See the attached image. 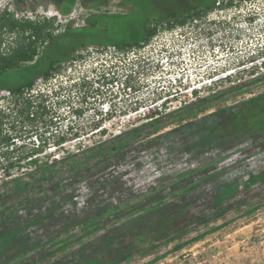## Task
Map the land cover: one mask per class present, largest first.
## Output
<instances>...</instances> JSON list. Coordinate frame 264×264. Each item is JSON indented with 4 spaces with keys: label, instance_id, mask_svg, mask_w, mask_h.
<instances>
[{
    "label": "rangeland",
    "instance_id": "374dc122",
    "mask_svg": "<svg viewBox=\"0 0 264 264\" xmlns=\"http://www.w3.org/2000/svg\"><path fill=\"white\" fill-rule=\"evenodd\" d=\"M206 1L0 0V13L51 19L59 32L86 26L93 15L129 13L109 30L120 39L144 17ZM3 40L0 49L13 45L10 34ZM111 55L90 48L51 78L37 79L32 94L48 112L39 114L45 124L22 125L27 113L3 121L24 138L17 145L46 146L39 156L51 168L0 173V238L29 242L23 257L6 252L0 264H51L104 232L84 235L87 218L118 225L145 210L175 207L184 196L201 203L202 216L125 264H264V185L248 184L264 169V136L250 103L263 97L264 113V0L240 2L197 27L160 31L129 55ZM70 126L79 137L67 133L55 146ZM219 127L222 138L213 143ZM230 186L236 194L221 196ZM215 193L222 203L213 209L204 198ZM135 202L142 210L122 215Z\"/></svg>",
    "mask_w": 264,
    "mask_h": 264
},
{
    "label": "trees",
    "instance_id": "16d2710c",
    "mask_svg": "<svg viewBox=\"0 0 264 264\" xmlns=\"http://www.w3.org/2000/svg\"><path fill=\"white\" fill-rule=\"evenodd\" d=\"M97 1L103 2V0ZM245 1L251 0H208L202 3L185 4L171 16L157 19L153 16L144 17L136 29L131 27V30L120 39L110 35L109 30L113 31L112 26L116 24V20L129 16V13L93 15L88 18L86 26L72 29L67 25V29L59 32L57 24L51 19L33 21L16 18L12 12H1L0 44L4 41L3 35L10 34L13 37V45L0 49V92H9L8 96L0 98V101L9 99L6 106H0V173H3L6 178H11L13 172L21 174L25 172L24 170L30 169L42 172L50 167V162L42 161L39 156L46 146L40 143L32 148L23 144L17 145L16 142L24 138L11 134L14 127L7 128L3 122L9 116L17 119L27 113L24 117L25 121L21 120L22 125L23 122L45 124L43 119L39 121V114L48 112L41 103H36L37 96L34 97L32 94L37 79L51 78L58 73L65 62L81 58V53L88 51L89 48H97L99 52L112 48L113 53L110 59L121 58L123 55L140 50L160 31H169L188 25L197 27L212 12L230 9ZM69 3H73V0H69ZM262 99L263 97L260 98L258 105ZM250 103H255L257 106L251 114L256 119L254 127L259 135L264 136V113L258 109L256 99ZM30 109L34 110V115L30 113ZM232 129H224V133L234 132ZM215 131L211 135L213 143L221 139L223 133L222 127L216 128ZM67 133H72V139L79 137V133L73 132L70 126L66 133L57 136L53 144L57 147L63 145L68 140ZM67 157L71 158L72 154L68 153ZM55 162L53 160L51 164ZM188 181L191 183L194 180ZM255 182L264 185V169L250 176L248 184ZM178 187L179 184L176 182L170 185L171 190H177ZM232 194L236 192H233L230 186L223 190L221 196L226 198L231 197ZM181 196L183 197V193ZM221 196L220 193L206 195L204 201L210 204V208L215 209L222 203ZM125 208L122 215H134L143 207L141 203L135 202L128 204ZM200 208V202L192 197L184 196L175 207L159 208L160 211L157 213L145 210L142 214L133 216L118 225H109L110 223L104 220L98 221V217L95 221L93 218L91 220L87 218L83 222L87 223V226L83 228L84 235L99 230L104 232L93 241L80 244L74 252L64 254L51 264H125L135 256L146 255L159 245L170 242L186 223L195 222L202 216ZM90 213H94V210ZM23 237L20 235L8 240L0 238V255L13 251L17 256L23 257L22 251L29 246L28 241H22ZM64 243L66 241L63 240L60 245ZM18 264H21V261Z\"/></svg>",
    "mask_w": 264,
    "mask_h": 264
},
{
    "label": "built area",
    "instance_id": "2783aa9c",
    "mask_svg": "<svg viewBox=\"0 0 264 264\" xmlns=\"http://www.w3.org/2000/svg\"><path fill=\"white\" fill-rule=\"evenodd\" d=\"M252 1H254V0H251V2ZM250 2V1H249ZM244 3H246V1L244 2ZM234 7V6H233ZM230 9H232V8H230ZM225 10V9H224ZM224 10H216V11H214V12H222V11H224ZM214 12H212V13H214ZM211 13V14H212ZM210 14V15H211ZM90 49V48H89ZM92 49H94V50H98L97 48H93L92 47ZM103 52H108V53H110V54H112L113 53V49L112 48H108L107 50H105V51H103ZM131 53H133V52H131ZM9 95V92L8 91H1L0 92V97L1 96H8Z\"/></svg>",
    "mask_w": 264,
    "mask_h": 264
}]
</instances>
